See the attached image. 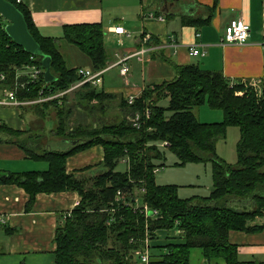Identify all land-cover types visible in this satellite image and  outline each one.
I'll use <instances>...</instances> for the list:
<instances>
[{
	"label": "trees",
	"instance_id": "trees-1",
	"mask_svg": "<svg viewBox=\"0 0 264 264\" xmlns=\"http://www.w3.org/2000/svg\"><path fill=\"white\" fill-rule=\"evenodd\" d=\"M14 3L25 15L29 29L45 54L51 56L55 81L46 82L41 74L27 83L18 77L30 65L42 67V57L27 52L6 32L0 20V97L6 89H15L19 100H33L68 90L82 77L78 68L70 67L60 48V39L42 35L26 4ZM218 0L206 18H190L188 23L201 26L210 23ZM76 46L92 62L94 69L106 66L105 29L102 23H77L64 26L63 38ZM177 76L171 81L145 88L134 104L103 90L90 82L76 88L74 99L88 112L91 122L70 128L72 110L66 106L67 93L33 106L58 120L55 135L69 143L68 148L54 149L40 135L21 138L15 130L0 122V141L14 142L28 156L45 159L46 171L1 173L0 184L24 188L34 202L37 193L77 191L80 202L62 218L56 233L54 264H145L141 255L148 250L150 264H189L190 250L198 247L206 259L221 258L226 264H264V260H244L238 247L229 240L232 230L257 232L264 229V90L258 92L244 83H232L221 71L199 65H179L171 61ZM4 76V77H2ZM168 99V104L161 101ZM208 103L221 109L224 119L218 123L201 122L195 108ZM23 109L25 106H21ZM150 109L140 127L133 126L137 112ZM110 112H115L111 116ZM229 126L240 128L238 161L228 163L216 152L219 138L226 137ZM168 141L170 146L160 147ZM100 144L104 148V170L95 175L68 173L66 160L71 155ZM42 145V146H41ZM41 146L40 149L37 147ZM166 149L174 152L179 163L203 161L212 163L213 187L207 196L181 198L177 185L160 186L154 170L163 166ZM129 158V168L118 171L117 165ZM119 190L138 197L159 212L146 217L142 212L116 200ZM179 228L181 241L150 244L160 230Z\"/></svg>",
	"mask_w": 264,
	"mask_h": 264
},
{
	"label": "crops",
	"instance_id": "crops-1",
	"mask_svg": "<svg viewBox=\"0 0 264 264\" xmlns=\"http://www.w3.org/2000/svg\"><path fill=\"white\" fill-rule=\"evenodd\" d=\"M214 1L21 0L28 6L39 32L61 40L60 48L70 67L93 69L85 54L62 39L64 26L102 23L108 60L103 67L106 69L103 81L95 87L127 102L131 95L136 99L142 96L148 86L175 79L177 73L171 61L221 71L232 83H244L258 92L264 90V0H218L210 23L201 26L188 23L190 18H206ZM149 12L163 19L149 18ZM235 19H242L251 28L250 38L242 45L223 42L226 27ZM118 26H123L126 34L114 32ZM146 34L150 37L145 42ZM192 44H197L205 55H191L189 46ZM141 48L145 52L128 60L130 71L123 76L121 66L116 63L120 57L134 54ZM43 70L45 73L44 67ZM75 89L66 91V106L72 110L68 120L70 128L91 122L88 112L74 99ZM59 93L51 95L62 98L64 95ZM23 106L24 109L0 104V122L24 131L21 138L40 135L41 140L49 142L54 149L68 148L69 143L55 135L58 123L55 111L48 113L43 108ZM114 114L110 112L111 116ZM104 156L103 146L93 145L68 157L66 170L68 173L86 170L93 176L99 172ZM126 164L128 169L129 164ZM48 168L45 159L29 157L17 143L0 141L1 173L46 171ZM80 199L77 191L40 192L29 204L30 195L24 188L0 184V218L6 219V223L0 225V264H54L58 225ZM179 233V228L160 230L152 244L181 241ZM229 240L237 245L242 259L264 260V229L257 232L232 230ZM189 264L226 263L221 258L206 259L203 250L195 247L190 250Z\"/></svg>",
	"mask_w": 264,
	"mask_h": 264
},
{
	"label": "rangeland",
	"instance_id": "rangeland-1",
	"mask_svg": "<svg viewBox=\"0 0 264 264\" xmlns=\"http://www.w3.org/2000/svg\"><path fill=\"white\" fill-rule=\"evenodd\" d=\"M4 21L6 23L5 19ZM161 104L167 105L168 99H163ZM195 112L199 120L205 123H218L224 119L222 110L212 109L207 102L195 108ZM240 137V128L237 126H229L226 137L219 138L216 143L217 155L228 163L236 164L238 161L237 146ZM166 150L165 164L157 168L156 183L160 186L177 185L179 187L178 195L181 198H188L195 195H209L213 187L212 163L203 161L179 163L178 156L169 149ZM127 167V164L121 161L116 169L124 172L127 170ZM103 170L104 167L101 166L99 172ZM257 221L259 223L264 222V217H258Z\"/></svg>",
	"mask_w": 264,
	"mask_h": 264
},
{
	"label": "built area",
	"instance_id": "built-area-1",
	"mask_svg": "<svg viewBox=\"0 0 264 264\" xmlns=\"http://www.w3.org/2000/svg\"><path fill=\"white\" fill-rule=\"evenodd\" d=\"M18 2H21V0H18ZM149 18H154L155 14L154 12H149ZM161 18V17H160ZM116 32L118 33H124V28L123 27H117L115 29ZM250 25L246 22H244L242 19H235L230 22V24L226 27L225 29V35L223 38L224 43H231V44H238L242 45L248 41L250 38ZM150 35L146 34L144 41L146 42L149 39ZM145 52L144 48H141L139 51H137L134 54H127L122 57H120L119 61L116 64H119L121 66V74L122 75H127V73L130 70V65L128 63V60L136 54H143ZM189 52L191 55H205V51L200 50L197 45L192 44L189 46ZM30 68V71L26 74L27 77L29 78V81L26 82V84L29 82H35L36 80L39 79L42 73V69L40 66L37 65H32L30 67H27V69ZM106 69H101V70H91V69H84L81 68L79 69V74L83 77L81 82L79 84H82L84 82H91L94 85H101L103 81V73ZM4 77V76H2ZM26 84L21 83L19 84L20 86H16L15 89H6L5 90V97L3 99H0V104H20V103H33V102H38L42 100H46L49 98L54 97L53 95H49L47 97H39L38 99L35 100H27V101H19L17 99L16 95V89L18 87H25ZM78 84V85H79ZM135 96L131 95L129 96V103H133L135 101ZM149 116L150 111L149 109H146L144 113H139L137 112L135 116L133 117V124L134 126L139 127L141 125V119L143 115ZM161 146L163 147H168L170 146V143L168 141H164L161 143ZM158 169L156 168L154 172H157ZM116 200L119 202H123L125 205L132 207L134 211H140L143 214H145L146 217L148 216H153L157 217L159 215L158 210L152 209L147 203L144 204H139L138 203V197L133 196L132 193L126 194L124 191L119 190L116 194ZM2 223H6V219H0ZM141 261L144 262L145 264H150L149 263V254L148 251L144 252L141 255Z\"/></svg>",
	"mask_w": 264,
	"mask_h": 264
},
{
	"label": "water",
	"instance_id": "water-1",
	"mask_svg": "<svg viewBox=\"0 0 264 264\" xmlns=\"http://www.w3.org/2000/svg\"><path fill=\"white\" fill-rule=\"evenodd\" d=\"M0 15L7 21L5 26L8 35L27 52L42 57L46 82L56 80L51 71V56L43 52L40 43L32 35L24 13L12 2L0 0Z\"/></svg>",
	"mask_w": 264,
	"mask_h": 264
},
{
	"label": "bare ground",
	"instance_id": "bare-ground-1",
	"mask_svg": "<svg viewBox=\"0 0 264 264\" xmlns=\"http://www.w3.org/2000/svg\"><path fill=\"white\" fill-rule=\"evenodd\" d=\"M160 18V19H163V16H161V15H159V16H156L155 15V17L154 18ZM118 27H120V26H118ZM121 27H123V26H121ZM117 27H115V29H116ZM124 28V27H123ZM115 29H114V32H116L115 31ZM124 30H125V28H124ZM117 34H126V32L124 31V33H118V32H116ZM195 45H197V44H195ZM198 47V46H197ZM30 66H32V65H30ZM29 66V67H30ZM43 66V65H42ZM40 68L42 69V73L41 74H44V70H43V67H41L40 66ZM45 69V68H44ZM79 69H81V68H79ZM79 69H78V72H79ZM101 69H104V68H101ZM101 69H91V70H101ZM24 70V69H23ZM120 70H121V67H120ZM30 71V68H28V69H26L25 71H23V72H18V77H20V76H23V75H25V76H27L26 74L28 73ZM130 71V70H129ZM105 72V71H104ZM121 72V71H120ZM128 74V73H127ZM103 75H104V73H103ZM81 76V75H80ZM123 76H126V75H123ZM45 77V76H44ZM82 77V76H81ZM83 78V77H82ZM82 80V79H81ZM81 80L79 81V82H81ZM79 82H77L76 84H74V85H72L71 86V88L70 89H68V90H66V91H69V90H72V89H75V88H78L80 85H82V84H79ZM89 82V81H88ZM84 83H86V82H84ZM91 83V82H90ZM79 84V85H78ZM92 85H94V84H92ZM94 86H97V85H94ZM66 91H64V92H60L59 94H60V96L63 94H65V92ZM49 96V95H48ZM54 97H55V95H53ZM5 97V92H4V94H3V96L2 97H0V99H3ZM41 97V96H40ZM42 97H47V96H44V95H42ZM136 97V96H135ZM53 98V97H52ZM18 99V98H17ZM38 99V98H37ZM49 99H51V98H49ZM128 99V102H129V97L127 98ZM19 100V99H18ZM33 100H35V99H33ZM46 100H48V99H46ZM19 101H22V102H24V101H27V100H19ZM43 101H45V100H42V101H38V102H33V103H39V102H43ZM135 101H136V98H135ZM134 101V102H135ZM134 102L133 103H129V104H134ZM33 103H20V104H7V105H18V106H23V105H26V106H29V105H32ZM146 109H149V108H146ZM146 109H145V111H146ZM144 111V112H145ZM149 111H150V109H149ZM143 112V113H144ZM139 113H141V112H139ZM145 115V114H144ZM143 115V116H144ZM150 115V114H149ZM142 116V117H143ZM145 116H147V115H145ZM148 117V116H147ZM141 122H142V119H141ZM133 126H134V124H133ZM135 127H137V126H135ZM140 127V126H139ZM138 127V128H139ZM160 147H163V146H161V144H160ZM169 147V146H168ZM164 148H167V147H164ZM126 163H128L129 164V158L128 157H126V158H124L123 159ZM156 173V172H155ZM139 203V202H138ZM142 204V203H141ZM69 215V214H68ZM67 216V215H66ZM149 217V216H148ZM150 217H153V216H151L150 215ZM0 219H2V218H0ZM4 219V218H3ZM3 224H5V223H2L1 221H0V225H3ZM149 242H150V244L152 243V241L150 240V239H147L146 240V244H147V246H149ZM146 251H148V250H146ZM145 251V252H146ZM148 254H149V252H148ZM144 263V262H143Z\"/></svg>",
	"mask_w": 264,
	"mask_h": 264
}]
</instances>
